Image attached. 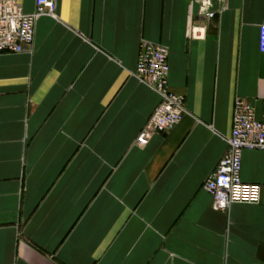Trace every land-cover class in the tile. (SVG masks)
Returning a JSON list of instances; mask_svg holds the SVG:
<instances>
[{
    "label": "crops",
    "instance_id": "1",
    "mask_svg": "<svg viewBox=\"0 0 264 264\" xmlns=\"http://www.w3.org/2000/svg\"><path fill=\"white\" fill-rule=\"evenodd\" d=\"M21 3L34 12L35 0ZM55 8L29 51L0 54V264H264V152L242 155L257 204L215 211L202 189L235 100L262 115L264 0ZM142 41L167 48L186 115L140 147L159 103L134 77Z\"/></svg>",
    "mask_w": 264,
    "mask_h": 264
},
{
    "label": "built area",
    "instance_id": "2",
    "mask_svg": "<svg viewBox=\"0 0 264 264\" xmlns=\"http://www.w3.org/2000/svg\"><path fill=\"white\" fill-rule=\"evenodd\" d=\"M55 0H35L32 14L23 12L21 0H0V54H21L31 49L36 21L43 16L55 18ZM209 18L213 14H208ZM197 32L193 33L196 38ZM259 52L264 54V25L259 27ZM134 77L159 97V103L136 138L143 147L153 134H164L176 127L186 115L184 98L169 87L168 50L165 46L142 41ZM226 150L202 189L212 198L215 211L226 212L234 204L255 205L260 187L241 181L242 155L246 150L264 152V100L257 118L249 101L236 99L233 105L231 135Z\"/></svg>",
    "mask_w": 264,
    "mask_h": 264
}]
</instances>
